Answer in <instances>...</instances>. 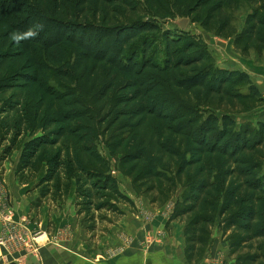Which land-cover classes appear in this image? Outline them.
I'll list each match as a JSON object with an SVG mask.
<instances>
[{"label": "trees", "instance_id": "1", "mask_svg": "<svg viewBox=\"0 0 264 264\" xmlns=\"http://www.w3.org/2000/svg\"><path fill=\"white\" fill-rule=\"evenodd\" d=\"M184 18L244 59L264 55V0H0V167L19 153L32 211L73 192L90 238L134 208L115 172L151 208L172 203L165 229L182 226L188 264L215 231L233 264H264V119L237 121L264 97L201 35L162 29ZM37 23V38H9Z\"/></svg>", "mask_w": 264, "mask_h": 264}, {"label": "crops", "instance_id": "2", "mask_svg": "<svg viewBox=\"0 0 264 264\" xmlns=\"http://www.w3.org/2000/svg\"><path fill=\"white\" fill-rule=\"evenodd\" d=\"M232 65H222L221 67L246 72L264 97V66L263 68H257L255 72L254 70L248 71ZM259 78H262V82L258 80ZM261 113L264 115V109ZM262 118L264 119V116ZM6 167L5 165L3 180H5V183L7 181L6 185L8 184L9 192L14 191H12L14 203L18 204V207L15 206V214H20L22 217L20 220H24L23 217L29 213L28 202L25 207L19 203L22 199L21 191L24 187L17 184L14 177V167L12 168V177L10 169ZM126 194L132 199L134 205H136V199L143 200L137 198L132 192ZM69 200L74 211L73 192ZM143 201L148 208L145 207V209L151 213V220L134 217L133 213L128 212L130 211L129 208L123 207L125 215L112 228L110 235L101 238L97 242V246H93L91 249H88L83 243L84 236H79L78 239L74 237L71 243L61 238L62 240L58 241L59 245L57 241L42 234L36 241H42L44 237L46 240L43 245L38 246L36 252L22 248L15 254L7 256V259L11 262L9 264H188L184 255L182 226L172 224L171 227L177 228L175 231L170 230V232H167L168 230H165L171 209L165 211V206L155 210L149 206L148 202ZM136 209L138 210L137 205ZM147 232H153L151 238H153L154 245L145 244ZM76 239L77 242H75ZM199 264H233V261L229 259L227 245L220 240L219 235L214 233L212 245Z\"/></svg>", "mask_w": 264, "mask_h": 264}, {"label": "rangeland", "instance_id": "3", "mask_svg": "<svg viewBox=\"0 0 264 264\" xmlns=\"http://www.w3.org/2000/svg\"><path fill=\"white\" fill-rule=\"evenodd\" d=\"M248 12H249V8L247 7H243L238 11L230 12L234 25L238 32L241 31L244 18ZM176 21L177 20L161 23L162 29L172 30V29L177 28L175 25ZM186 30H189L197 35H201L204 42L206 43L208 50L211 52L213 57L216 59V63L219 66H222V65L231 66L232 64H234L232 66L240 67L248 71L254 70L255 72L257 68L259 67L263 68L264 66V55H262L261 57H258L256 54L250 53L249 57L247 59H244L233 50V45H232L231 40L219 39L213 36L212 34H208L202 31L195 24L194 25L189 24ZM155 48L160 50L161 46L157 45L155 46ZM258 80L262 82V78H259ZM262 109L264 108L261 107L244 117H240V119L237 118V121L240 123L242 120H245V119L251 120V121H255L258 118L262 119V117L264 116L263 113H261ZM100 152L102 156L107 157V152L103 148H100ZM18 158H19V153H15L12 156L11 161L4 164V166L5 165L7 166L6 168L10 169L11 177H12V171H13L12 168L14 167V172H15V167H16ZM4 166L0 167V199H1V204L10 209V212H11L10 221L14 225H13V229L9 233H7L5 226L0 222V239H2L5 243V246L0 249V264L11 263L10 260L7 259V256H11L15 254L17 251H20L22 248H24L27 251L36 252L38 250V246H40V244L41 245L44 244L46 240L45 238L46 236L49 238H52V240L54 241H57V244L59 245L60 243L58 241L59 240L61 241L62 240L61 238L71 243L74 240L73 239L74 237L78 239L79 236L80 237L84 236L83 240L85 242L83 241V243L85 244V246H87L88 249H91L93 246H97L96 244L101 238H103L104 236L110 235L112 228L115 227L118 221L121 219L120 218L116 222V224L110 227L108 229V232L105 233V235L99 236L97 238H90L82 231V229L77 227V218L75 215V211H73L72 209V205L69 199L59 209L45 204L44 206H42V208L35 209L32 211L30 208V205L32 202L35 201L37 194L32 193V192L29 193L28 191L32 187L26 186L21 191L22 199L20 200L19 203L25 207L28 202L29 213L23 217L25 218L24 220H20V218H22L21 215L15 214V210H16L15 206L18 207V204L16 205L14 203V197H13L14 195H12L14 191L12 190L13 192L12 191L9 192L8 187H7L8 184L6 185L7 181L5 183V180H3V175L5 172ZM113 176L116 177L119 183V186H120V190L123 193L126 194L128 192H132L130 182L128 180L123 179L117 173H114ZM136 200L137 201L135 202V204L137 205L138 210L136 209V205H134V208H131L128 206H122V209H124L123 207L129 208L130 211L128 212H130L131 214L133 213L132 215L134 217H140V219H144V220H151V213L150 211L147 210L148 208L143 203L144 199L141 201L138 199ZM145 207L147 209H145ZM171 207H172V203L168 204L165 207L166 208L165 211H169ZM155 210L157 209L155 208ZM18 222H21V223L19 224ZM176 229L177 228L175 227H170V229L167 232H170V230L175 231ZM42 234H44L43 236H45L44 239L42 241H36L42 236ZM215 235H219L218 231H215ZM146 236L148 238L153 237V232H147ZM77 239L75 240V242H77ZM79 241L82 243L81 240Z\"/></svg>", "mask_w": 264, "mask_h": 264}, {"label": "clouds", "instance_id": "4", "mask_svg": "<svg viewBox=\"0 0 264 264\" xmlns=\"http://www.w3.org/2000/svg\"><path fill=\"white\" fill-rule=\"evenodd\" d=\"M44 25L43 23H37L30 27L29 29L21 32V31H13L10 33L9 38L19 45L21 42L26 40L35 39L39 36L40 32L43 31Z\"/></svg>", "mask_w": 264, "mask_h": 264}, {"label": "built area", "instance_id": "5", "mask_svg": "<svg viewBox=\"0 0 264 264\" xmlns=\"http://www.w3.org/2000/svg\"><path fill=\"white\" fill-rule=\"evenodd\" d=\"M113 172L112 174H114ZM11 218V212L8 207H5L1 204L0 199V222L5 226L6 232L9 233L13 229V223L10 221ZM146 245L153 244V238H148L146 240ZM5 246V243L2 239H0V249ZM34 252V251H32Z\"/></svg>", "mask_w": 264, "mask_h": 264}, {"label": "water", "instance_id": "6", "mask_svg": "<svg viewBox=\"0 0 264 264\" xmlns=\"http://www.w3.org/2000/svg\"><path fill=\"white\" fill-rule=\"evenodd\" d=\"M176 27L178 28V30L184 32L186 31L187 27L190 24L189 19L184 18V19H177V21L175 22Z\"/></svg>", "mask_w": 264, "mask_h": 264}]
</instances>
